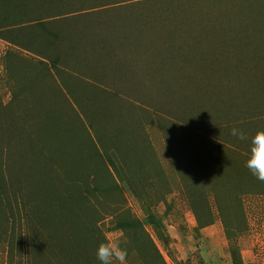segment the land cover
<instances>
[{"label":"rangeland","instance_id":"obj_1","mask_svg":"<svg viewBox=\"0 0 264 264\" xmlns=\"http://www.w3.org/2000/svg\"><path fill=\"white\" fill-rule=\"evenodd\" d=\"M118 2L114 14L173 9L206 30L220 19L233 49L252 51L251 73L264 77V0H0V264H264V168L245 159L246 134L264 122L208 133L223 146L209 157L224 174L210 178L232 180L215 183V196L186 190V139L196 164L208 147L200 127L225 123L213 116L222 109L207 115L198 102L214 108L230 90L243 95L228 92L229 109L264 112L259 81L199 77L193 92L186 75L159 84L139 53H76L54 37L93 38L91 15ZM66 14L79 20L62 21ZM100 56L128 74L116 80Z\"/></svg>","mask_w":264,"mask_h":264},{"label":"trees","instance_id":"obj_2","mask_svg":"<svg viewBox=\"0 0 264 264\" xmlns=\"http://www.w3.org/2000/svg\"><path fill=\"white\" fill-rule=\"evenodd\" d=\"M122 5H124L123 2L107 4L103 6V9H108L104 12L103 16H100L99 13L91 15L90 20L93 22L92 29L95 31V34H93L94 37L89 40L81 41V39L72 38V33L67 34V36L71 37L65 36L66 40L59 34H55L54 37H56V39H59L60 37V43H66V45L74 48L76 53L80 52L78 49L83 50V48L90 47L92 50H95L94 48L98 46H101L100 50L103 55L106 53L111 56L115 55L116 52H122L116 58L123 56L127 52L139 53L140 57H143V60H145L148 65H151L154 78L157 79L159 84H164L167 80L168 82H171V79H174L173 77L182 78L186 75V88L194 92L195 88L193 85H195V80L199 77H202L205 82L210 81L214 77L218 78V76H222L224 79L235 78L236 81H242L244 75H250L252 76V79L256 78L255 80L259 81L260 90L264 91V77L257 74L254 75V73H251L252 70L249 69V65L254 62L252 51L247 50L249 54L247 56L244 55L242 47H240V50L238 49L239 47H234L233 49V46L229 43L235 35L231 29L222 28L220 19L211 18L209 24L207 25L208 29L206 30L201 28L202 24L195 25L191 22L189 23L191 19H186V15L184 13H179L173 9H171L170 12H162L148 16L125 12L114 14L115 8H113V6L120 7ZM61 19L62 21L66 20L70 23L76 19L79 20V18L74 14H66L64 17H61ZM40 25L42 26V29L50 32L43 24ZM61 38L64 39L61 40ZM68 38L69 41L66 42ZM94 40L99 42L96 43ZM24 45L26 46L20 47V49L33 53L28 48V44ZM235 48H237V50H235ZM94 54H96V52H92V55L88 56L93 57ZM80 55L82 56H77V54H75V58L84 60V54L81 53ZM97 55L99 54L97 53ZM134 55L135 54L133 53L130 54V56ZM94 57H96V55ZM116 58L112 59L110 57L108 58L102 56L101 59H104V63L100 68L104 72H109L117 80L120 79V76L122 77L124 74L128 73H126V69L121 65L122 61L108 65V61H116ZM124 62L125 61H123V63ZM194 68H198L199 71L195 72ZM79 69L74 70V72L79 71L80 74H82V69ZM145 70L146 72L151 71L150 67ZM137 75V77H140L139 74ZM92 76H94V74H92ZM137 77L135 80H137ZM140 81L141 83H139V79L136 81L139 88L142 85V80ZM57 85L60 89L62 88L61 84ZM60 89L59 93L61 91L62 96L63 92ZM228 92L232 94L233 101L241 94L238 92L232 93V91L228 90L223 94V96H221L220 103H218V100L214 101V108L207 109V107L202 104L203 101L198 102V108H194L196 109L195 111L199 110L207 115L222 109L221 114L219 112H215L213 116L221 115L219 118L223 117V114L225 116L224 124H221L219 119L215 118L213 122L202 125L203 127L199 126L202 128V132H205L202 133V138L203 140L205 139L208 141V147L203 148L202 150H200L201 148L197 149L199 158L196 164L192 159V156L196 155V151H193L189 145L190 141L186 139V166L191 173L190 178L186 181L190 186L186 187V190L188 189L189 192L193 191V194H196V191H199L196 195L202 197H206L208 193H215V183L219 184L223 181L227 183L232 180L231 176H223L220 178L215 177L214 180L210 178L211 173H215V175L224 174L222 170H217L219 169L217 159H215L213 164L212 161H210L211 158L209 157V155L214 153L215 149L218 151L219 147L223 148V146L222 143L217 144L212 142L208 133L212 132V130H217L218 132H222V135L226 132H230L231 134L234 133L236 135L237 132L239 133L240 131L238 125H241L242 129L247 123H250L252 126L253 124L257 126L260 122H264V112H261L263 110L255 112V109L249 107L246 110H241V113H239L237 110L233 109L234 107L229 109V106L233 104H231L232 102L230 99L225 97L228 95ZM207 110L213 112L206 113ZM239 114L242 116L240 117ZM258 128L260 131L258 130L256 134H246V137L250 140L252 145L251 147H248L246 153H249V156L247 155L245 159L261 165L262 168H264V157L257 156L255 154L257 149L253 146L261 144L264 147V130L261 126ZM186 130L192 131V129L188 127H186ZM140 147L142 148V146ZM226 151L232 152L229 148L226 149ZM254 156L255 158H253ZM218 160L221 161V158ZM190 182H198V187H194V185L190 184ZM212 195L215 196L214 194ZM133 225H135L134 222H120L116 224V227L122 228ZM105 254L108 255L110 252L107 250L105 251Z\"/></svg>","mask_w":264,"mask_h":264}]
</instances>
